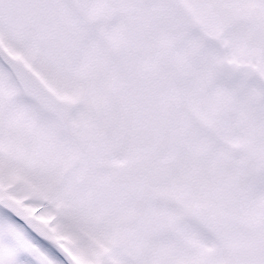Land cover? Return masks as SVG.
<instances>
[{
    "label": "snow or ice",
    "instance_id": "1",
    "mask_svg": "<svg viewBox=\"0 0 264 264\" xmlns=\"http://www.w3.org/2000/svg\"><path fill=\"white\" fill-rule=\"evenodd\" d=\"M0 264H264V0H0Z\"/></svg>",
    "mask_w": 264,
    "mask_h": 264
}]
</instances>
